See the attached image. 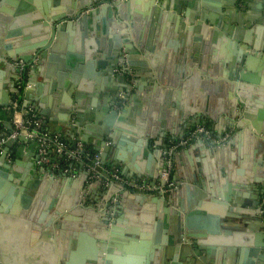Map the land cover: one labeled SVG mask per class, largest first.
I'll use <instances>...</instances> for the list:
<instances>
[{
  "label": "crops",
  "instance_id": "obj_1",
  "mask_svg": "<svg viewBox=\"0 0 264 264\" xmlns=\"http://www.w3.org/2000/svg\"><path fill=\"white\" fill-rule=\"evenodd\" d=\"M60 1L61 3L56 7L51 5V14L54 12L60 13L61 10L68 9L69 3H77V0H72V2L69 0V2L65 3H63V0ZM162 1L165 3V10H163L162 16H158L151 27L147 29L143 27V29H146V31L143 30L145 35H142L141 31V45L153 48L152 52L148 53L144 47L139 48V46L137 48L138 52L131 51L136 60L147 62L148 66L145 70L137 71L135 69L132 70V68L129 69L127 63H119L120 57L117 58V56L107 59L103 58V61L107 65L105 71L97 69L96 62H98V58L88 57L87 61L94 63L90 68L85 59L84 61L79 60L82 53L80 49L78 50L77 27H73V25L65 30L61 28L60 36L54 39V42L58 44L56 50L51 51L50 47L39 55L35 54L34 58L27 65L25 79L31 84V88L27 89V92L24 93V89L17 87L15 72L11 69L9 62L6 61L0 66V135L7 134L12 128L11 113L7 107L14 100H17L25 108L33 109L41 117L43 129L48 133L58 134L70 146L80 140L88 150L100 152L102 156L106 153L105 163H103L104 168H117L120 175L126 179L152 181L147 176L140 177L136 175L135 172H139L138 168L146 163L149 164V171L151 173L155 169L160 168L163 160L165 164V155L162 157L161 152L170 141L187 135L197 124L192 125V122L200 120L199 124L208 126L215 138L228 137L219 146L210 142H203L202 147L200 142H196L176 151L172 157L173 169L171 179L175 183L177 181V184H179L175 188L176 190H183L180 201L185 204L186 208L187 204L189 205V208L186 210H197L194 211L199 212L195 217L197 224H203V216L199 214L204 213L209 216L208 212H219L222 201L218 198H214L213 203L212 201L198 200L197 193L200 192L201 194L210 196L213 192L217 197L220 196L224 187L231 184L228 175L222 172L223 161L225 159L230 160L232 154L238 155V152L249 154L251 151H255V141L258 142L261 136L264 138V135L258 137L259 139L254 136V126L257 123L258 125L262 124V129L264 130V114L260 115L259 113L263 111L264 99L262 102L257 103L256 95L258 93L255 91L264 90L263 86H257L254 83H242L245 90L239 92L253 105L250 117L241 119L240 116L236 123L244 121L248 126L245 124L239 128L231 127L234 123L229 120L228 116L219 112L218 105L224 95L222 92L224 91V85L227 84L222 79L227 74L225 63L222 66L220 59L228 56L229 59H231L230 56L233 57V52L230 50V42L232 40L236 39L237 42L242 40L245 32L255 28L257 24H263L264 26V0ZM51 2L52 0H33L32 4L37 7H43V5L50 4ZM15 7V3L0 5V25H4L3 34L0 33V42L7 37L5 35L7 30L12 33L9 41L14 42V40H22L24 37H27L37 25L32 18L24 13L17 17L14 16ZM179 12L187 13L189 20H192L191 17L194 18L196 15L203 14L204 16L206 15L205 17L211 15L213 23L221 25V30L219 29L221 36L218 34H212L211 36L216 39L217 44L207 36L203 35V37H199L194 31H189L190 27L186 23L182 30L178 21L175 22L174 19L175 17L179 18V16L180 18L184 17ZM169 13L171 16L168 18L165 14ZM42 20L44 21V19ZM98 22L96 21V23ZM175 25H178V27ZM8 26L10 27L8 28ZM124 36L126 43L129 42L128 40L131 36ZM13 45V48L18 46L15 43ZM181 45H187L190 51L197 53L196 56L200 57L206 56L207 49L211 51L213 47H217L216 50L218 51L219 47H223L219 51L221 52V56L217 52L209 53L208 56L213 57V61L208 57V65L206 66V73L211 74L213 69L218 65V73L219 70L222 72L220 79L198 74L193 83L189 82L185 77L182 83L178 80V83L171 87L152 82L151 80L154 75L153 69L150 68L152 65L165 77L173 75L179 79L178 70L181 67L179 62ZM212 53H215V55H211ZM145 54H148V57L150 56L149 59L147 56L145 58ZM249 63V70L244 73L247 77H251L254 82L258 80L259 83L264 84V61L260 57L251 55ZM235 66H233L234 71L238 72V65ZM111 68H113V71ZM108 69L111 70L110 74L106 72ZM239 72L242 74L243 68ZM153 85L160 90L158 97L155 99L149 95V92L153 90ZM249 87L253 90L249 89ZM17 90H19V94H17ZM113 92H119V96L129 94L131 104L129 105V110L124 114L121 110L125 103L115 104L113 109L118 111L117 117L106 120L105 115L108 112L106 99L110 95L113 96ZM176 94H181L182 97L188 96L184 111L190 110L191 107L194 110L201 107L203 110L201 115L195 116L196 118L191 121V116L187 119H182L172 102V99H174L172 97ZM191 98L195 99L193 106L191 105ZM73 107L78 110L77 116H71ZM207 112L217 116L215 117V121L205 115ZM149 118H154L159 125H163L160 133L157 134L158 139L156 140L147 139L146 135L148 132L143 128L144 122ZM75 119L77 120V125L74 124ZM44 122L46 123L45 125ZM126 126L143 132V135L146 137H144L143 144H137L138 141H136L134 133H126L124 130ZM8 143V145L5 144L4 148L6 156H9L11 161L9 162L7 159L5 161L16 168L17 171H7V169L0 166V180L6 182L4 176L9 175L19 178L21 174L24 175V172L27 171L30 175L26 178V182L36 181V163L34 158L35 152H37L36 143L32 142L28 144L19 141ZM155 143L160 145V150L155 147ZM35 146L36 148L34 149ZM200 146L202 148L196 149V147ZM104 148H107V152H104ZM209 148L219 149L223 152L210 154L208 153ZM153 149L157 152H151ZM117 157L120 159V165L111 166L110 164ZM221 157L224 158L223 161ZM50 162L53 166V172H62L61 167L68 166L64 158L54 153L50 155ZM195 162L198 163V168L202 171L204 170L210 178L208 189L191 184L188 180V173H193L197 169ZM56 165L59 167L55 168ZM235 169H240L237 167V164H235ZM84 170L82 165H74V168L70 172L63 173L66 176H61L58 173H54L56 174L54 179H50V176H48L46 181L51 184L43 192L47 198L60 199V201L64 200L65 203H68L78 193L82 195L83 190L80 186V180L83 177ZM102 172L105 173L106 171L102 169ZM252 173L251 168H245L241 177H248ZM260 175L261 173L258 174V176ZM93 180L85 181L87 186L83 193L85 203L81 205L84 211L93 210L90 214L81 212L83 214L80 213L78 216L76 214L72 215L69 210H65L63 214L70 217L62 229V233L57 237L50 234L48 237H45L41 225L27 217L30 212H7L0 214V261L4 258L6 264H60L61 259H63L67 263L78 264L80 252L95 244L92 242V235L88 231L83 230V221L87 217L89 219L88 226L91 227V224H93L92 218L96 215L95 205H102L105 201L102 197L103 194L101 195L97 188H92ZM50 187L55 190V193L48 195ZM187 189L190 190L189 193ZM242 193H245L244 189H242ZM121 195L123 199L118 200L121 207L116 214L113 213V218H117L119 215V217L125 220L126 226L123 224L124 226L116 228L124 235L125 231L130 229L137 231L136 233L142 237H149L150 235L153 240L154 230H151L147 223H149L148 219H151V216L158 215L159 213L153 212L154 215H152V211L138 209V200L135 199L142 197L145 199L144 205H150L154 203L152 194L144 196L145 194L143 193L140 194L139 192L122 188ZM154 195H159V193H154ZM245 195L247 198L244 201L249 205L248 208L254 207L253 202H256L259 198L261 199V204L258 207L261 211L257 217L263 219V223H261L262 228L259 229V232L250 234L258 243L264 245V195L260 197L259 192L253 184L249 185V189H247ZM205 204L208 205L206 209L203 207ZM230 212H232L229 213L230 215H236L233 211ZM43 214L47 217L51 216L53 212L49 211ZM166 217L163 215L158 218V222L161 225H166L168 223V220L165 219ZM141 218L144 222H141ZM255 218L252 216L241 217L243 221L247 222V226L249 225L250 227H254V224L258 222ZM155 219L154 216L150 220V225L152 222H154L153 225L155 224ZM199 231V228L195 227L194 232L199 233ZM243 234L246 236V233ZM162 235L163 233L160 234L159 238ZM205 236L208 237L209 235ZM214 236H217L216 238L222 237V235ZM239 236L241 235L236 234V238ZM134 238L120 246V253L116 258L127 262L132 261L134 264H144L145 257L142 254L143 252L140 251L146 247L145 245L149 243V240L146 238L140 239L137 235ZM239 240H241L240 237ZM244 240L247 239L244 237ZM184 241L185 245L182 249L174 246L166 248L165 257H163L164 264L237 263V254H234L232 261L229 262L225 251H220L222 248H220L217 258L212 254L216 251L214 249L219 248L217 244H222L219 238L216 240L208 239L210 242L208 244L212 245L207 248L197 244L195 238L185 239ZM151 247L152 244L147 246V248ZM261 250L262 254L255 260V264H264V246ZM173 258L176 260H172ZM149 264L154 263L149 260Z\"/></svg>",
  "mask_w": 264,
  "mask_h": 264
},
{
  "label": "water",
  "instance_id": "obj_2",
  "mask_svg": "<svg viewBox=\"0 0 264 264\" xmlns=\"http://www.w3.org/2000/svg\"><path fill=\"white\" fill-rule=\"evenodd\" d=\"M85 1L86 0H77V3L75 4L69 3L68 9L61 10L60 13L52 12L53 14H51V5L56 7L59 5V3H61L60 0H52L50 4L47 3L46 5H43V7L34 6L32 4L33 0H0V5H10L15 3L16 7L14 9V16L17 17L24 13L37 23L33 31L27 37H24L22 40H14V42L9 41L11 39L12 33L11 31L7 30V33H5L7 37L4 38L2 42H0V66L8 61L11 69L15 72L16 67L14 63L16 61L23 60V62L28 65L32 58H34L35 54L39 55L42 53V51L50 47L51 51L56 50L58 44L54 42V39L60 36V32L62 30L61 28L65 30L68 29V27H72L73 25V27H77L78 50L80 49V52L82 53L79 59L80 61H84V59L87 61L88 57L98 58L99 60L96 62L97 69L99 71H105L107 65L105 61H103V58L107 59L117 56V58L120 57L119 63H127L129 69L132 68V70L135 69L137 71H142L143 69L145 70L148 66L147 62L136 60V58L133 57L134 54H132L131 51L134 50L138 52V46L139 48L144 47L141 45V31L142 35H145L143 32L154 24V20L158 16H162L161 14L163 13V10H165V3L162 0ZM65 2H69V0H63V3ZM70 2H72V0H70ZM179 13L183 14L185 18H180L179 16V18L175 17L174 19L175 22L178 21L182 30L184 29L186 23L190 27L189 31H194V33L198 34L199 37H203V35L207 36L213 40L215 44H217L216 39L211 36L212 34H218L221 36V31H219V29L221 30V25L214 24L213 20L211 19V15H208V17H205L206 15L204 16L203 14L196 15L194 18L191 17L192 20H189L187 13ZM165 15L168 18L171 16L170 13ZM42 19H44V21ZM96 21L99 22L96 23ZM0 26V33H2L4 25L1 24ZM175 26L178 27V25ZM9 27L10 26H8V28ZM143 27L146 29H143ZM150 32L152 33V31ZM124 35H129V37L133 36V38L130 37L128 40L129 42L126 43ZM14 43L18 45L16 48H13ZM230 47V50L233 52V57L230 56L231 59H229L228 56L220 59L222 66L225 63L224 65L227 74H225L224 78L222 79H224L227 84L224 85V88L222 87L224 90L222 91L224 95L221 98L220 104L218 105L219 112L225 116H228L230 118L229 120L234 123L231 127L239 128L243 127L246 122L240 121L236 123V121L240 116L241 119H247L250 117L253 105L245 99V96L242 95L241 92H239L241 90H245L243 89L242 83H254V85H261L264 87V84L261 82L260 84L258 80L257 82H254L251 77H247V75L244 73L245 71L249 70V59H251V55L260 57L261 60L264 61L263 24H257L255 28L246 31L242 40H239L238 42L236 39L232 40L230 42ZM144 48L148 53L152 52L153 50V48H148L147 45ZM216 48L217 47H213L211 51L207 49L206 56L200 57L196 56L197 53L190 51L187 45H181L179 58L181 67L178 70L179 79L173 75L165 77L164 75L160 74L159 71L152 65L150 68L153 69L154 75L151 81L154 83H160L163 86L171 87L175 86V84L178 83V80L179 82L181 81L180 83H182L185 77V79L193 83L196 80L198 74L220 79L222 72L219 70L218 73V65L213 69L211 74L206 73V66L208 65L207 61L209 60L208 57H210L208 56L209 53L217 52L221 56V52L219 51L223 47H219L218 51ZM11 50H13V52H11ZM211 55H215V53H212ZM144 56L145 58L147 56L148 59L150 57H148V54H145ZM212 59L213 57H210V60ZM93 64L94 63L92 61L88 62L90 68L93 66ZM235 65H238V72H236V70L234 71L233 66ZM242 68L243 73L241 74L239 71ZM111 69L113 71V68ZM106 72L110 74L111 70L108 69ZM249 89L253 90L251 87H249ZM255 91L258 93V95H256L257 103L262 102L264 99V90L260 89ZM25 92H27V90H25L24 93ZM159 92L160 90H158L157 87L153 85V90L149 92V95L155 99L158 97ZM113 93V96L110 95L106 99L108 111L105 115L106 120L112 117H117L118 111L113 109L115 104H121L123 102L125 103L123 109L121 110L123 111V114L129 110V105L131 104L129 94H123L119 96V92ZM17 94H19V90H17ZM172 98H174L172 99L174 107L176 106L178 115L181 116L182 119H187L191 116V121L196 118L195 116L201 115L203 111L201 107L196 110L191 107L190 110L187 109V111H184L188 96L182 97L181 94H176ZM194 100V98H191L192 106L194 104ZM77 112V108L73 107L71 110V116H77ZM259 113L260 115L264 114V108L263 111ZM205 115L214 121L216 119L215 117H217L216 115L209 112H207ZM195 123L199 124L200 120L192 122V125ZM45 124L46 123L44 122V125ZM74 124L77 125L76 119ZM162 126L163 125H159L154 120V118L147 119L143 125V128L148 132L146 135L147 139H158L157 134L160 133ZM246 126L248 125L246 124ZM254 128V136L256 138L264 135L262 124L258 125L257 123ZM124 130L127 134H135L134 137L136 141H138L137 144H143V140L146 137L143 135L142 131H138L127 126ZM107 135L109 136V134ZM18 141L28 144L33 142L31 140H26L23 136H19L15 139H9L6 142V145L9 144L8 142ZM200 143L203 147L204 143L202 141ZM154 145L160 150V145L156 143ZM202 147H196V149ZM35 148L36 146L34 149ZM106 150L107 148H104V152ZM151 152L157 151L153 149ZM220 152L223 151L219 149H208V153L210 154ZM161 153V156L164 157V150ZM100 156L102 163H105L104 161L106 153L105 155ZM5 157L6 155L0 158V166L4 167V169H7V171H17V169L11 164L9 165L6 163ZM34 158L36 163V181L28 183L26 182V178L28 175H30V173L27 171L24 172V175L21 174L19 178L9 175L4 176V178H6V182H4V180H0V214L7 212H30L27 217L30 220H35V222H38L41 225L45 237H48L49 234L51 236L57 237L62 233V229L64 228V225L67 224V219L70 217L66 216V214H63L65 210H69L72 215L76 214V216H78L81 212L90 214V212L93 210L84 211V208L81 207V205L85 203V200L83 199V193L87 188L85 183L87 180V173L84 170L83 177L80 180V186L83 190L82 195H79L78 193V195H75V197L70 199L68 203H65L64 200L60 201V199L55 200L52 198H47L43 191L47 190L46 188H48V186L51 184L50 182L46 181L48 176H50V179H54L57 173L61 176L66 175L63 174V172H53L50 167H42L43 165L38 163L39 156L37 152H35ZM119 160L120 159L117 157V159H114V162L110 165L113 167L120 165ZM223 160L224 158H222V161ZM223 162L222 172L228 175L231 184L229 186H225L218 197L213 192L210 196L201 194L200 192L197 193L198 200L201 199L203 201H212L213 203V199L218 198L222 201V204L219 207V212H208L209 216L204 213L199 214L203 216V224H197L195 217L199 212H194L197 210H186L189 208V205L187 204L186 208L185 204L180 201L183 190L180 191L179 189H174L167 195H154V193H151L154 203L150 205H144L145 199L142 197H137L138 199L135 198L138 200V209L152 211V215H154L153 212L159 213L158 215H154L156 218L154 225V222H152L150 225V220L154 218V216H151V219H148L149 223H147L148 227L151 230H154L153 240L151 239L150 235L149 237H142L140 234L136 233L137 231L130 229H127L128 231H125L126 233L124 235L116 228L118 226H126L125 220H123L122 217H119V215L117 218H113L114 214H116L121 207V204L118 202V200H121V198L123 199L121 190L124 187L114 182L106 185V175H101L100 177L94 179L92 188H97L101 195L103 194L102 197L105 201L102 205H95L96 215H94L92 218L93 224H91V227L88 226L89 219L87 217L84 219L86 222L83 221V230L88 231V233L92 235V242L95 244L94 246L88 247L85 251L82 250L80 252L81 255L79 254L78 264H134L132 261L127 262L117 259L116 256L120 253V246L135 239V235L139 236L140 239L146 238L149 240V243L145 245L146 247L140 251L143 252L142 254L145 257L144 264H149V260L154 264H164L163 257H165L167 247L174 246L182 249L185 245L184 240L192 238L196 239L197 244L206 248L212 245L208 244L210 243L208 239L216 240L219 238L222 244H217L219 248L214 249L216 251L212 253L214 256H216V258L220 248H222L220 251H225L226 258L229 259V262L232 261L233 255L237 254L236 264H255V260L259 258L260 254H262L261 248L264 246L263 244L258 243L257 240L251 236L252 233L255 234L259 232V229L262 228L261 223H263V219L257 217L261 211L258 208L261 204V199L259 198L256 200V202H253L254 207L250 208H248L249 205L244 200L247 198L245 193L247 189H249V185L252 184L259 192L260 197L264 195V138L261 136V139H259L258 142L255 141V151H251L249 154H243L242 152H238V155L232 154L230 160L225 159ZM235 164H237V167L240 169H235ZM164 165L165 164L163 160L161 167L155 169L151 173L149 171V164L146 163L143 164L142 167H139V172H135V174L140 177L147 176L152 181L161 180V171ZM195 165L197 166L195 172L188 173L189 182L191 184L208 189L210 178L204 170L202 171L200 168H198L197 162H195ZM245 168H251L253 172L252 175L250 174L248 177H241L245 171ZM260 173L261 175L258 176ZM177 183L178 182L176 181V188L179 185ZM51 187L49 188L50 191L48 192V195L55 193V190H53ZM242 189L245 190V193H242ZM187 192L189 193L190 190ZM144 196L147 195L145 194ZM114 200H116V202H114ZM203 207L206 209L208 205L205 204ZM49 211H52L53 214H51V216L45 217L43 213ZM230 211H233L236 213V215H230L229 213H232ZM163 215L164 217L167 216L165 218L168 220L166 225H161L160 222H158V218L162 217ZM242 216H252L253 218L256 217L255 219L258 222L254 224V227H250L249 225L247 226V222L241 219ZM140 220L141 222H144L142 218ZM195 227L199 228V233L194 232ZM201 231H204L205 233ZM161 233H163V235L161 238H159ZM243 233H246V236ZM236 234L241 235L239 237L242 241L239 240V237L236 238ZM205 235L209 236L206 237ZM214 235H222V237L216 238L217 236ZM244 237L247 240H244ZM151 244L152 247L147 248V246H150ZM62 260L63 259H61L60 264L61 262L62 264H70L65 262V260ZM172 260L176 259L173 258ZM0 263L6 264V260L3 258L1 259Z\"/></svg>",
  "mask_w": 264,
  "mask_h": 264
},
{
  "label": "built area",
  "instance_id": "obj_3",
  "mask_svg": "<svg viewBox=\"0 0 264 264\" xmlns=\"http://www.w3.org/2000/svg\"><path fill=\"white\" fill-rule=\"evenodd\" d=\"M14 65L16 67L15 76L17 87L24 90L29 89L31 84L25 79L27 64L23 60H18ZM7 108L11 113L12 128L7 134L0 135V158L6 155L4 147L9 139L23 136L26 140H31L36 143L37 154L39 156L38 163L43 165L42 167L47 166L51 170L53 169L52 163L50 162V155L54 153L64 158V161L68 165L67 167H61L63 173L70 172L74 168V165H82L87 173V181H92L104 174L107 176L105 181L106 185L114 182L122 185L124 188L144 194L159 193L164 195L172 192L176 188V183L171 179L173 169L172 157L176 151L201 141L210 142L219 146L228 137L215 138L208 126L196 124L187 135L171 140L164 149L165 165L161 171V180H131L120 175L117 168H104L100 152L88 150L82 141L79 140L70 146L58 134H50L45 131L41 117L33 109L25 108L17 100H14ZM5 159L9 162L11 161L9 156H6ZM57 167L59 166L56 165L55 168ZM102 169L106 172L103 173Z\"/></svg>",
  "mask_w": 264,
  "mask_h": 264
}]
</instances>
